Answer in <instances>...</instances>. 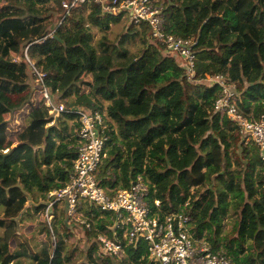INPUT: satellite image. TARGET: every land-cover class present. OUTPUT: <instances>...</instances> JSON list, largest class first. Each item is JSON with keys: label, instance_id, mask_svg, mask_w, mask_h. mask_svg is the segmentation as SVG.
Masks as SVG:
<instances>
[{"label": "trees", "instance_id": "obj_1", "mask_svg": "<svg viewBox=\"0 0 264 264\" xmlns=\"http://www.w3.org/2000/svg\"><path fill=\"white\" fill-rule=\"evenodd\" d=\"M62 1L0 0V228L6 235L0 241V264H21L22 259L67 264L66 240L73 227L92 241L87 264H156L142 241L125 246L122 259H96V237L110 225L97 213L88 231L67 224L63 210L57 215L54 207L58 227L51 233L43 228L36 251L17 243L27 204L43 221L47 194L68 180L77 110L103 112L104 103L109 104V138L100 185L126 189L140 175L155 212L153 202H159L160 218L187 216L190 234L213 252H224L235 264H264V165L257 147L240 140L236 125L213 112L219 89L204 81L225 77L235 85L237 106L246 117L264 115V0L158 4L166 32L196 42L193 79L182 59L150 40L146 25L134 27L123 13H104L94 4L66 13ZM124 19L128 24L118 42L110 40V26ZM25 50L45 75L52 100L59 93L65 102L56 118L47 115L37 94ZM115 101L129 113L115 109ZM84 214L90 217L87 209ZM225 217L234 218L227 236Z\"/></svg>", "mask_w": 264, "mask_h": 264}, {"label": "built area", "instance_id": "obj_2", "mask_svg": "<svg viewBox=\"0 0 264 264\" xmlns=\"http://www.w3.org/2000/svg\"><path fill=\"white\" fill-rule=\"evenodd\" d=\"M91 4L100 6L102 12L114 16L123 13V18H127L134 27L146 25L150 40L163 47L170 56L182 59L187 76L194 78L193 47L196 42L166 32L161 7L155 0H63L61 6L67 13L80 5ZM24 58L29 64L33 83L38 86L37 94L38 91L40 95L43 94L47 115L58 117L64 107L55 105L49 97L45 75L28 59L26 50ZM204 81L217 85L219 89L213 112L225 116L236 125L240 140L244 145L257 147L264 165V115L258 119L246 117L237 106L235 85L225 77H205ZM77 116V126L73 131L75 159L68 180L64 187L47 194L44 209L40 212L50 232V224L54 220L52 211L54 207L58 209L62 205L67 224L83 226L88 231L92 229L94 213L98 214V220L108 219L110 225L106 226V232L96 237L98 251L95 255L98 260L107 256L122 259L125 246L142 241L148 258L156 264H235L224 252H213L205 241L193 238L189 232V217L169 214L160 218L157 211L159 202H153L155 212L148 203L149 189L142 176L137 175L126 189L103 188L98 178L107 152V119L100 111L86 113L77 110ZM7 152L5 149L2 154ZM86 209L90 217L85 216Z\"/></svg>", "mask_w": 264, "mask_h": 264}, {"label": "rangeland", "instance_id": "obj_3", "mask_svg": "<svg viewBox=\"0 0 264 264\" xmlns=\"http://www.w3.org/2000/svg\"><path fill=\"white\" fill-rule=\"evenodd\" d=\"M163 2H165V0H155V3H157V4H159V3L162 4ZM127 24H128L127 21L124 19V20H121V22L119 24L111 25L109 35H108L110 40H115L116 42H118V40L121 37V35L123 34ZM97 38H98V35L96 34L94 39L97 40ZM128 48L131 49V51H135L134 46L129 45ZM206 78H209V77H206ZM38 95L43 98V94L40 95L39 91H38ZM53 101H54L55 105L63 106L65 109V102H63L61 100L59 93L53 95ZM108 105L109 104L104 103V106H103V113H104L105 117H107L105 108ZM112 105L115 109L116 108L121 109L118 101H115L114 104H112ZM121 111L125 112L126 114L129 113L128 111L126 112L125 109H121ZM106 119L109 120L108 117ZM232 157H233V159H235L236 155L233 154ZM39 203H40L39 200H37V201H34L33 204L36 205ZM31 205H32L31 202H29L26 206V213L28 215L24 214L23 215L24 217H22L23 220H22L21 224L19 225L18 236H17L18 242L17 243L21 247L28 245L32 250L36 251L39 247L41 236H43L42 235V233L44 231L43 228H46V227L48 228V226H47V222H46L44 216L42 218L43 221H41L39 218L40 214L35 213V211ZM62 208H63L62 205L58 208L59 210L57 212V215L61 212ZM1 210L2 209L0 207V218L2 215ZM233 222H234L233 217L223 218L222 231H223L225 236L229 235V233L231 232L232 227H233ZM30 226H31V228H30ZM50 226H51V229L54 227H58L56 225V223L54 222V220L51 221ZM5 237H6L5 230L0 228V241H3L5 239ZM91 242H92L91 239L85 238V236L83 235V231H81L79 228H77V227L71 228L69 236L66 240V250H67L68 255L70 256V258H69L70 261L67 262V264H87L85 261V254H86L87 248L90 246ZM248 245L249 244H247L246 246H248ZM120 258H121V256H120ZM96 259H98V258L96 257ZM21 264H29V260L22 259Z\"/></svg>", "mask_w": 264, "mask_h": 264}, {"label": "water", "instance_id": "obj_4", "mask_svg": "<svg viewBox=\"0 0 264 264\" xmlns=\"http://www.w3.org/2000/svg\"><path fill=\"white\" fill-rule=\"evenodd\" d=\"M13 112H14V111H11V113H10V115H9L8 122H11V117L13 116Z\"/></svg>", "mask_w": 264, "mask_h": 264}, {"label": "crops", "instance_id": "obj_5", "mask_svg": "<svg viewBox=\"0 0 264 264\" xmlns=\"http://www.w3.org/2000/svg\"><path fill=\"white\" fill-rule=\"evenodd\" d=\"M12 118V117H11Z\"/></svg>", "mask_w": 264, "mask_h": 264}]
</instances>
